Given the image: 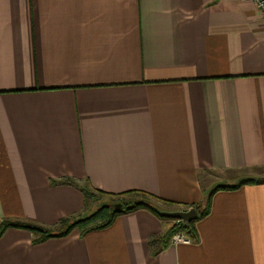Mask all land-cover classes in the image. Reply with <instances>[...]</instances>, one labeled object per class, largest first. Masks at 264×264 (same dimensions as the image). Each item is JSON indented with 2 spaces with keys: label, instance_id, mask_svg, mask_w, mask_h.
I'll list each match as a JSON object with an SVG mask.
<instances>
[{
  "label": "crops",
  "instance_id": "crops-1",
  "mask_svg": "<svg viewBox=\"0 0 264 264\" xmlns=\"http://www.w3.org/2000/svg\"><path fill=\"white\" fill-rule=\"evenodd\" d=\"M263 177L250 0H0V221L57 233L95 209L83 189L170 210ZM169 226L137 209L39 242L8 228L0 264H264V182L215 192L197 242L152 254Z\"/></svg>",
  "mask_w": 264,
  "mask_h": 264
},
{
  "label": "trees",
  "instance_id": "trees-1",
  "mask_svg": "<svg viewBox=\"0 0 264 264\" xmlns=\"http://www.w3.org/2000/svg\"><path fill=\"white\" fill-rule=\"evenodd\" d=\"M68 182L72 185H75V181H64ZM264 182V177L259 179L245 178L241 179L235 185H217L215 186L207 195L205 200L202 203H198L192 206H187L184 208H177L174 205H170V203H164L167 208H171L170 210H181L187 211L191 208L196 210L197 218L191 221L188 224H184L181 221H177L168 217H164L160 215L156 209H164L159 207L156 202L157 199L148 193L138 192V191H128L122 195H118L116 197H110L102 192H94L83 189L84 198L87 207H92L94 203H96V207L94 210L89 212L88 214L78 218V219H63L62 226L66 228L60 232L53 233L48 229L37 226L31 223L21 222L18 220H2L0 221V236L4 233V231L8 228H17L24 229L33 234H36L38 237L34 239V242H39L41 240L51 238V237H61L70 233L71 230L77 229L80 232V235H84L89 231L102 229L112 224L115 218L118 215L123 213L131 212L137 209H145L150 211L156 217L161 220H167L170 222V226L168 229L159 236L151 237L148 240L149 248L152 254H156L160 250L168 247L170 240L173 235L176 233H182L187 236L191 242L198 241V233L196 230V222L200 219L204 218L208 215L211 207L212 196L215 192L224 190L231 191L236 190L240 186L246 184H256ZM121 204L120 210H114L113 206H111L109 201H112ZM90 205V206H89Z\"/></svg>",
  "mask_w": 264,
  "mask_h": 264
},
{
  "label": "water",
  "instance_id": "water-1",
  "mask_svg": "<svg viewBox=\"0 0 264 264\" xmlns=\"http://www.w3.org/2000/svg\"><path fill=\"white\" fill-rule=\"evenodd\" d=\"M113 209L114 210H120L121 204L120 203L114 204ZM156 211L164 217H168V218H171V219H174L177 221H181L184 224H188L197 218L196 210L193 208H191L187 211L166 210V209H156Z\"/></svg>",
  "mask_w": 264,
  "mask_h": 264
},
{
  "label": "built area",
  "instance_id": "built-area-1",
  "mask_svg": "<svg viewBox=\"0 0 264 264\" xmlns=\"http://www.w3.org/2000/svg\"><path fill=\"white\" fill-rule=\"evenodd\" d=\"M250 1L254 3L256 9L258 10L260 14L261 20L264 22V0H250ZM190 242H191L190 239L182 233H176L171 238V243L188 244Z\"/></svg>",
  "mask_w": 264,
  "mask_h": 264
},
{
  "label": "rangeland",
  "instance_id": "rangeland-1",
  "mask_svg": "<svg viewBox=\"0 0 264 264\" xmlns=\"http://www.w3.org/2000/svg\"><path fill=\"white\" fill-rule=\"evenodd\" d=\"M110 202V204H111V206H113V204H115V202H113V199H112V201H109ZM66 227H62V228H59L58 230L59 231H62V230H64ZM49 231H50V229H48ZM51 232H53V231H51ZM53 233H55V232H53ZM34 236H36V237H38L36 234H34Z\"/></svg>",
  "mask_w": 264,
  "mask_h": 264
}]
</instances>
